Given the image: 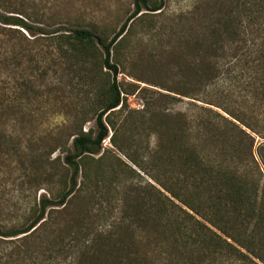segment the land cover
Segmentation results:
<instances>
[{
	"label": "trees",
	"instance_id": "1",
	"mask_svg": "<svg viewBox=\"0 0 264 264\" xmlns=\"http://www.w3.org/2000/svg\"><path fill=\"white\" fill-rule=\"evenodd\" d=\"M165 3L134 0L111 40L86 28L49 33L41 14L0 12L2 26L41 42L50 37L81 59L101 48L102 67L114 76L100 98L96 132L80 126L63 162L41 160L62 170L68 188L58 198L43 196L21 228L0 225V238L28 237L49 229L47 215L58 214L44 264H264V143L257 142L264 140V0H201L162 28L171 45L165 66L177 69L173 92L190 101L186 111L151 112L157 144L141 160L115 144L117 129L105 122L123 100L114 48L123 47L132 21L154 18L155 25ZM110 128L114 145L146 179L102 154ZM9 138L0 127L5 155L23 149Z\"/></svg>",
	"mask_w": 264,
	"mask_h": 264
},
{
	"label": "rangeland",
	"instance_id": "2",
	"mask_svg": "<svg viewBox=\"0 0 264 264\" xmlns=\"http://www.w3.org/2000/svg\"><path fill=\"white\" fill-rule=\"evenodd\" d=\"M199 1L166 0L164 13L155 18V25L149 27L154 18L132 21L123 47L112 52L113 62L119 65L117 82L123 100L115 112L104 118L117 129L115 144L136 160L143 158L146 146L153 150L157 144L155 133L149 135L148 130L151 112L188 110L190 99L173 92L177 69L165 66L166 61H172L164 53L171 50V45L162 28ZM133 2L0 0V12L14 15L10 12L16 10L17 16L23 18L29 14L37 18L35 13L41 14V26L49 33L86 28L111 40L133 13ZM15 29L22 31L27 40ZM49 38L41 42V37L22 28L0 24V127L10 136V142L23 144V149L8 155L3 153L7 147H0V225L5 229L30 223L43 196L58 198L68 188L62 170L42 167L41 160L52 162L61 158L63 162L80 126L83 131L96 132V116L103 109L100 98L114 80L113 73L102 67L105 54L101 48L81 59L63 43ZM6 109L9 115L5 114ZM113 136L110 128L102 154L111 161L118 159L128 164L146 179L117 149ZM263 141L257 138L259 144ZM82 180L80 177V184ZM136 181L142 180L136 176ZM48 217L49 229L28 237L25 234L0 238V264H44L43 254L51 247L52 236L59 228L58 214Z\"/></svg>",
	"mask_w": 264,
	"mask_h": 264
},
{
	"label": "water",
	"instance_id": "3",
	"mask_svg": "<svg viewBox=\"0 0 264 264\" xmlns=\"http://www.w3.org/2000/svg\"><path fill=\"white\" fill-rule=\"evenodd\" d=\"M264 142V141H263Z\"/></svg>",
	"mask_w": 264,
	"mask_h": 264
}]
</instances>
